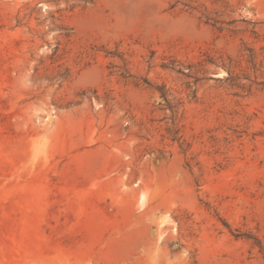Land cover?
<instances>
[{
  "label": "rangeland",
  "instance_id": "obj_1",
  "mask_svg": "<svg viewBox=\"0 0 264 264\" xmlns=\"http://www.w3.org/2000/svg\"><path fill=\"white\" fill-rule=\"evenodd\" d=\"M0 264H264V0H0Z\"/></svg>",
  "mask_w": 264,
  "mask_h": 264
},
{
  "label": "trees",
  "instance_id": "obj_2",
  "mask_svg": "<svg viewBox=\"0 0 264 264\" xmlns=\"http://www.w3.org/2000/svg\"><path fill=\"white\" fill-rule=\"evenodd\" d=\"M249 57H250L249 59H250L251 62L254 61L253 53H250Z\"/></svg>",
  "mask_w": 264,
  "mask_h": 264
}]
</instances>
